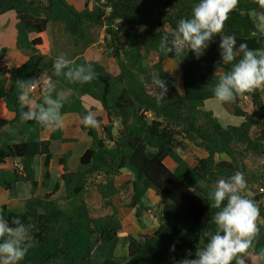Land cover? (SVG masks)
Returning a JSON list of instances; mask_svg holds the SVG:
<instances>
[{"label":"trees","instance_id":"trees-1","mask_svg":"<svg viewBox=\"0 0 264 264\" xmlns=\"http://www.w3.org/2000/svg\"><path fill=\"white\" fill-rule=\"evenodd\" d=\"M196 2L83 0V9L78 11L67 0H0V14L9 10L16 13V46L25 53L10 66L4 59L6 48L0 49V188L16 194L17 185L23 182L32 189L19 208L0 204L10 225L12 218L19 217L29 229L27 243L31 246L20 264H179L185 258H195L196 249L206 243L203 230L215 227L212 216L218 209L210 206L208 193L217 180L227 179L237 170L247 181L242 194L256 202L261 218L253 246L244 256L245 264H264L261 89L223 104L230 114L242 118L238 125H222L212 112L202 110L204 101L215 99L211 88L231 67L220 64L219 36L232 34L237 46L246 42L250 49L264 50V29L255 23L256 14L264 12V6L260 0H239L223 32L198 59L191 51L177 56L164 53L159 47L163 35L175 28L179 19L189 18ZM50 22L63 24L73 46H79L77 53L67 56L77 64L92 66L95 79L90 83H73L54 75L56 57L50 56L47 34ZM97 26L105 27L109 36V54L119 68L117 74L97 61H88L83 54L94 44L92 29ZM166 58L176 61L182 70L181 89L164 67ZM43 76L57 82L56 92L68 91L62 115L77 114L81 129L91 140L74 171L68 161L76 139L63 138L60 129L43 139L46 127L20 118L21 110L27 109L18 101V82H38ZM158 76L168 86L165 99L159 102L152 85ZM36 93L37 102L42 103L44 88L40 86ZM84 95L99 102L107 114L108 122H101L99 128H87L82 123V116L90 112ZM246 97L251 112L243 107ZM51 140H61L63 151L56 182L50 187ZM189 143L205 154L195 165L179 152ZM39 155L44 156L42 180L35 177ZM167 160L173 163L171 167ZM15 163L22 169L18 170ZM124 170L132 174V180L123 184L124 205L135 210L139 222L147 212L144 198L148 189L154 190L162 202L156 207V229L130 235L127 253L120 256L116 248L123 222L113 197L117 192L115 178ZM254 184L257 186L252 187ZM39 187L46 191L36 194ZM91 187H96L102 207H111L112 213H90L85 194ZM61 188L63 193L56 197ZM248 191L255 193L250 195Z\"/></svg>","mask_w":264,"mask_h":264},{"label":"clouds","instance_id":"clouds-1","mask_svg":"<svg viewBox=\"0 0 264 264\" xmlns=\"http://www.w3.org/2000/svg\"><path fill=\"white\" fill-rule=\"evenodd\" d=\"M238 3L239 0H197L190 17L179 19L176 27L169 28L163 35L160 49L174 56L191 51L198 59L214 38L223 32L229 13ZM260 3L264 6V0H260ZM255 23L258 28L264 29V12L256 14ZM219 37L220 64L231 67L211 88L215 100L221 104L234 102L239 95L264 89V50L250 49L246 42L237 46V38L232 34ZM238 53L241 54L239 59ZM52 70L55 76H63L73 83H90L95 79L90 64H77L65 53H60L54 59ZM56 83L52 77L43 80L45 94L41 103L26 90L35 88V81L18 82V101L27 109L21 110V121H35L52 131L64 126L61 109L67 95L56 92ZM152 85L157 102L165 99L168 92L166 81L158 76L152 80ZM53 92L56 93L55 97ZM82 123L87 128L101 126L100 120L91 112L82 116ZM246 189L245 175L238 170L227 179L216 181L215 188L207 196L210 206L218 209L212 216L215 227L203 230L206 243L196 249L195 258H185L179 264H232L233 260H236V264H245L240 254L253 246L259 232L257 220L260 215L256 202L242 194ZM28 239L29 229L22 220L14 217L10 225L0 209V264H20L31 246L27 243Z\"/></svg>","mask_w":264,"mask_h":264},{"label":"rangeland","instance_id":"rangeland-1","mask_svg":"<svg viewBox=\"0 0 264 264\" xmlns=\"http://www.w3.org/2000/svg\"><path fill=\"white\" fill-rule=\"evenodd\" d=\"M69 3H70V0H69ZM47 33H48V36L50 38V43H51L50 56L57 57L60 53H65L71 56L74 52L77 53V51L79 50V46H73L72 40L69 34L67 33V31L64 29L63 24L50 22L47 26ZM92 33H93V38L95 42L88 48V51L91 57H99V58L104 57L105 59H108L109 57H111L109 54L111 50V47L109 45V36L105 32V27L103 26L94 27L92 29ZM9 55L10 54H8L6 58L7 61L8 59H10ZM112 61H114V59ZM164 67L172 75V77L176 80V82L179 84V89H181L182 72H181V68L179 64L172 59H166L164 62ZM29 92L33 96L34 92L32 91H29ZM62 92H65L67 96L69 94L68 91H62ZM261 93L264 99V89H261ZM243 107L245 109L249 108V106H247L246 103L243 104ZM202 110L205 113L212 112L213 116L216 117L222 125H238L240 124L242 120L241 117L230 114L225 109L223 104L219 103L215 99L204 101ZM199 150L200 148L198 146L193 145L192 143H189L185 146V148H182L179 152L183 156H185V158L188 159L191 163H194L199 157V155H201V152H199ZM52 151H55L54 146L52 147ZM166 163L167 165L171 167L170 160H167ZM8 166L10 167V165ZM2 167L6 168L7 166L3 165ZM54 181L55 180H51L52 185ZM17 186H18V191L16 192V194H10L8 191L0 188V204H7V206L11 208H19L21 204L23 203V201L31 196L32 189H31L30 184L21 182V184H18ZM251 186L255 187L257 185L254 184ZM125 187L126 186L123 185V183L121 185H117V192L114 195V203L116 207L119 209V212L122 214L123 222H124V226L119 234L120 240H119V247L117 249V255L126 254V248H125L126 243L128 242L129 236L135 233V229L137 225L140 226V230L142 231L144 228V225L146 224V221H148L149 232L153 230V225L154 223H156V219H154L156 216L155 214L156 207H157V204H159V203L148 204V206H146L148 207L146 209L147 217L144 219V213H145L144 212L143 215L141 216V222H139L135 216V210L133 208L126 207L124 205V201H125L124 188ZM43 191H46V190L38 189L35 191V193L39 194V193H42ZM248 192H249L248 194L250 195H253L255 193V191H248ZM62 193H63V190L58 191L56 193V197H58ZM95 204H96V207H95ZM95 204L92 201H90V206L88 205L93 215H100V214H106V213L112 212L111 207L102 208L101 202L100 203L97 202ZM144 220H145V224H143ZM260 222H261V218L258 217L257 224ZM141 231H138V233L136 232L134 236H137L138 234H140ZM250 250L251 249H249L246 253L240 254V257L244 259L245 258L244 256L247 255L250 252ZM259 264H263V263L259 262Z\"/></svg>","mask_w":264,"mask_h":264},{"label":"crops","instance_id":"crops-1","mask_svg":"<svg viewBox=\"0 0 264 264\" xmlns=\"http://www.w3.org/2000/svg\"><path fill=\"white\" fill-rule=\"evenodd\" d=\"M67 1L69 2V0H67ZM70 4H72L78 11L83 9V0H70ZM16 23H17V17H16V13L14 10H9L5 13L0 14V48H3V47L6 48V53H5L4 59L7 62V64L10 66L15 65L25 55L16 46V34H17ZM89 50H91V49H89ZM8 54H10L9 55L10 59H8V61H7L6 58H7ZM83 54L88 61H97V62L101 63L104 67H106V69L111 74L119 73V68L116 65L115 61H112L113 60L112 57H109L108 59H105L104 57H100V58L99 57H91L88 49H86ZM166 59H169V58H166ZM165 60H164V62H165ZM181 72H182V70H181ZM33 97L36 99L38 97V94L36 92H34ZM82 99H83L85 106L87 108H90V112L93 113L96 117L101 118L100 122H102V123L108 122L107 114L102 109L99 102L92 99L88 95H84L82 97ZM243 102H244L243 104L246 103L247 106H249V104H250L248 97H246ZM245 111L251 112V107L249 106V108L245 109ZM63 119H64V126L62 128H60L62 137L63 138H74V139H76L75 143L71 147L72 156L68 161V165H69L70 170L74 171L78 168L80 156L90 146L91 140L88 137L87 133L81 129V127H80L81 121H80V118L78 117L77 114H75V113L63 114ZM51 131L52 130H49L48 128L44 129L42 131V138L48 139ZM53 146L55 148V151H52ZM67 148H68V146H67ZM50 151L52 153V159H51L50 167H49V171H50V175H51V177H50L51 178L50 179V187H51V186H53L51 180H55L54 183L56 182L57 173H58V159L61 156L62 151H63V144H62L61 140H51ZM199 152H201V155H199V157H203L205 155L204 151L202 149H200ZM183 157L185 158V156H183ZM43 159H44L43 155H39L35 159V177L37 180H42ZM40 160H42V161H40ZM186 160L191 165L196 164V161L194 163H191L188 159H186ZM172 165H173V163L171 162V166ZM131 175L132 174L127 170L122 171L119 175L116 176L115 184L121 185L122 183L124 184V183L132 180ZM19 184H21V183H19ZM39 188L41 189V187H39ZM61 190H62V188L59 189V191H61ZM17 191H18V186H17ZM97 200H99V201H97ZM144 200H145L147 205L162 202V199L152 189H148L146 191ZM85 201H86L87 206L88 205L90 206V201H92L94 204L97 202H99V203L101 202V206H102V199H101L99 193L97 192L96 187H91L90 190L85 194ZM113 204L116 207V205L114 203V197H113ZM89 206H88V209L91 213V209ZM95 207H96V204H95ZM129 208H131V207H129ZM117 210L119 212L118 208H117ZM106 214H110V213H106ZM119 214L121 215L122 222H123L122 214L120 212H119ZM100 215H105V214H100ZM146 217H147V213L145 212L144 213V219ZM154 219H156V218H154ZM147 220H148V218H147ZM158 223H159V221L156 219V223H154V225H153V230H151L149 232L148 221H146V224H145V220H144L143 224H145V225H144L143 230L141 231L140 226L137 225V227L135 229V233L136 232L138 233V231H141L140 234L151 233L156 229ZM123 226H124V222H123ZM134 234H133V236H134ZM127 245H128V242L126 243V247H125L126 253H127ZM118 247H119V243H118V246L116 248V254H117ZM120 256H124V255H120Z\"/></svg>","mask_w":264,"mask_h":264},{"label":"built area","instance_id":"built-area-1","mask_svg":"<svg viewBox=\"0 0 264 264\" xmlns=\"http://www.w3.org/2000/svg\"><path fill=\"white\" fill-rule=\"evenodd\" d=\"M45 78H47V77H45V76L41 77V78L38 80V82H36L37 86H36L35 88H30V89H28V90H29V91H36V90L39 89L40 86L43 88V84H42V82H43V80H44ZM14 165L17 167L18 170H21V169H22V166H21L19 163H15Z\"/></svg>","mask_w":264,"mask_h":264}]
</instances>
